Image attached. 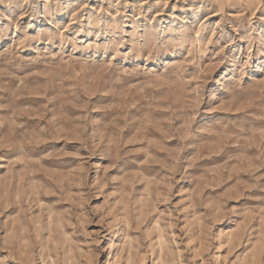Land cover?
<instances>
[{
    "label": "rangeland",
    "instance_id": "374dc122",
    "mask_svg": "<svg viewBox=\"0 0 264 264\" xmlns=\"http://www.w3.org/2000/svg\"><path fill=\"white\" fill-rule=\"evenodd\" d=\"M0 264H264V0H0Z\"/></svg>",
    "mask_w": 264,
    "mask_h": 264
}]
</instances>
